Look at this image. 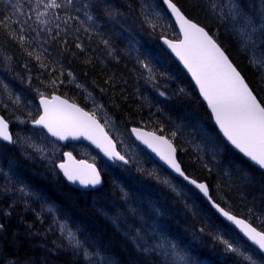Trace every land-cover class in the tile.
<instances>
[{"label": "trees", "instance_id": "1", "mask_svg": "<svg viewBox=\"0 0 264 264\" xmlns=\"http://www.w3.org/2000/svg\"><path fill=\"white\" fill-rule=\"evenodd\" d=\"M47 2L0 0V19L7 15L13 20H27L23 31L21 24L0 27V77L8 79L11 73L17 77L22 75L25 83H22L21 95L33 102L32 107H26L27 111L16 101H9L16 108L13 107L12 113L20 111L24 116L21 119H27L28 123L36 120L39 116L37 91L60 95L95 113L101 121L97 110L105 112L112 123L107 119L104 124L123 131L125 136L130 127L163 135L178 150L179 161L188 176L209 184L217 203L260 231L264 230V174L222 139L194 85L161 46L162 37L179 39L162 0H72V3L57 0L61 8H46ZM173 2L218 39L258 99L264 101V68L250 58L253 54L264 61L261 41L257 40L254 47H245L233 28L222 31L221 35L212 15L206 11L208 0ZM242 2L244 7L251 5L254 18L264 14V0ZM89 3L100 7L86 9L84 5ZM85 11L93 15L94 29L90 27L93 21L84 16ZM154 18L155 27L148 22ZM0 113L11 124L13 133L16 132L14 122L1 104ZM174 131L177 135L172 137ZM28 160L26 151L16 144H0V169L11 173V181L0 175V180L6 181L5 189L0 186V224L4 225V239L0 236V264H99L105 256L112 264H172L173 257L164 253L171 252L173 244L186 264H241L240 257L226 251L218 237L232 242L241 251L246 243L197 193L158 166L160 179L165 176L171 184L160 181L155 189H149L150 182L144 187H126L124 199L120 200L116 194L113 204L118 209L111 214L112 223L100 211L105 201L93 207L95 202L102 201L99 192L75 191L42 163ZM98 161L107 171L102 172L105 192L112 187L110 179L124 175L118 171L120 168L115 171L99 157ZM133 167L134 163L129 171ZM14 178L20 182H14ZM60 217L67 220V225L84 243L91 254L90 261L82 251L70 248L67 240L60 238ZM137 232L143 240L134 243ZM36 237L39 245L35 247L32 240ZM136 243L142 244L146 251L137 249ZM158 244H163V248L156 247Z\"/></svg>", "mask_w": 264, "mask_h": 264}, {"label": "snow or ice", "instance_id": "2", "mask_svg": "<svg viewBox=\"0 0 264 264\" xmlns=\"http://www.w3.org/2000/svg\"><path fill=\"white\" fill-rule=\"evenodd\" d=\"M68 3H72V0H68ZM163 3L175 16L184 37L178 43L167 39L164 40V43L179 57L192 74L223 136L248 159L251 166L264 172V101L258 100L254 90L233 65V62L226 55L225 50L213 34H210L198 23L193 22L173 0H163ZM44 7L61 8L62 5L57 3V0H49L44 4ZM84 7L95 10L100 5L89 3L85 4ZM213 7L216 6L213 5ZM224 7L227 8L226 18L242 22L240 35L244 38L245 47H254L257 40H260L261 47H264V14L259 19L249 15L245 11L242 0L239 3L232 0ZM13 8H15V5H13ZM16 11H19V9H16ZM75 11L78 12L80 9L75 8ZM13 14L15 15V12ZM221 14L223 15V10H221ZM84 16L88 21H93L90 27L94 29L95 20L93 15L89 11H85ZM68 19H72V17H68ZM68 19L65 20L66 24ZM148 22L155 27V18ZM9 24H21V31H23V25L27 24V20H13L11 16L4 15L0 19V27L7 28ZM88 30L85 29V31ZM19 39L22 41L24 36H19ZM104 43L107 44V41H104ZM77 47H80V45H77ZM37 59H39V56ZM253 63L255 64V61ZM144 66L148 67V65ZM260 67L264 68V61L261 62ZM148 70L151 73V69ZM52 83L55 84V81ZM161 95H164V93H161ZM40 103L43 105V114L33 122L46 128L52 136L60 140H66L69 137L72 139L84 137L91 140L98 148H101L110 161L128 163L125 156L116 150V146L96 120L95 113L85 112L83 108L78 107L76 104H69L67 100L61 99L59 96H52L49 100L41 93ZM132 131L136 132L138 138L142 139L148 147L156 152L179 177H182L184 181H188L191 185H195L205 197H208L212 207L228 221L239 226L244 236L255 245L254 248H249L245 244L244 251H241V248L234 246L232 242L223 239V237H218L225 245V250L237 254L240 257L241 264H264V230L258 231L257 228L246 223L245 220L238 219L218 203L212 201L209 195L210 185L190 179L182 170L180 163L177 162L176 148L173 147L171 140L163 135L157 136L154 133L141 134L135 128ZM176 135L175 131L171 133L172 137ZM0 138L11 143L17 142L9 134L8 123L2 117H0ZM64 155L67 157L68 162L60 163L57 167L63 171L68 181L74 184L79 182L85 187L90 185L93 188L101 184L100 173L94 165L86 164L83 161L78 164L75 163L70 152ZM6 215L8 214L6 213ZM58 227L61 237L67 240L68 246L82 251L85 259L90 261L91 254L84 247V243L77 238L76 233L67 224H60ZM3 229L4 225L0 224V231H3ZM136 240H143L139 232L134 238V243ZM135 246L139 250L146 251L140 243H136ZM156 247L163 248V244H158ZM164 254L173 257L172 264H186L184 257L176 251L174 244L171 245V252L165 250ZM99 264H112V262L102 258Z\"/></svg>", "mask_w": 264, "mask_h": 264}, {"label": "rangeland", "instance_id": "3", "mask_svg": "<svg viewBox=\"0 0 264 264\" xmlns=\"http://www.w3.org/2000/svg\"><path fill=\"white\" fill-rule=\"evenodd\" d=\"M230 2H232V0H208V2L205 4L206 11L208 10V12L212 15L213 20L216 24V29L218 31H221V32L224 30L229 31L230 29L233 28L232 30L236 31L237 35L241 38V40L243 41V44L245 45L244 38L240 35V29L242 28V22L239 20L234 21L231 18H226L227 8L224 6ZM213 5H215L216 7H213ZM244 8H245V11H247L248 14L251 15V12H252L251 5L248 4ZM221 10H223V15L221 14ZM216 16H219V17H216ZM224 18H226V20H224ZM236 33L234 35H236ZM222 34H224V32H222L221 35ZM252 56L253 58L251 56L250 58L253 59V61H255L256 63L258 62L260 65L262 62V60H260L261 58L258 59L259 57L258 56L255 57V55L253 54ZM9 63L11 62L9 61ZM8 76H9L8 79H6V77H2V76L0 77V104L3 109L6 108V111L9 114L7 115L14 122V125L16 128V132H14L15 138L17 141L16 147H19L20 149H23L26 151V155L28 156V159H30L28 161L35 162V163H42V165L45 168L49 169L52 172L57 173L55 166L62 152L61 147L58 144L54 143L53 140H51L48 136H46L44 132L36 131L32 129L29 125L31 122L28 123L27 119H21V118H24V116L20 115V111L17 112V114L12 113L13 112L12 110H14L15 107L13 106V104L12 105L9 104L8 103L9 101L11 102L16 101L17 104L21 105L22 108L32 107L33 102H31L29 98L26 99L27 100L26 101L25 97L21 95L22 93L21 86H22V83H25V80L21 78L22 75L19 76L20 79L19 77H17L15 73H11ZM27 85H28V82H27ZM40 95H41V92L35 91V96H40ZM32 110H35V108ZM27 111L29 110L27 109ZM97 111L101 113V118L103 119V123H105L107 119L109 123H112L109 115L105 114V112L103 111H100V110H97ZM106 127L107 128L109 127L108 129L109 132L116 138L117 142L120 144L121 150H123L125 153H128V155L131 157L132 162L134 163V167L130 171L123 170L121 169L122 167L118 169L120 173H122L123 171L124 176L114 177L113 180L110 179L111 181L110 185H112V187H109L108 189H106L105 192L104 191L99 192L98 194L102 202L105 201L106 204L110 202V213H109L110 216L108 214L107 217L108 219H110L109 221L113 223V221L111 220V214L115 210L118 209L115 206V204H113V202L118 197L116 195L117 193L119 194L118 198L122 200L124 199L123 195H126L125 192L128 186L129 188H131L130 186L138 187L140 185L144 187L146 182H150L148 183L149 189H155L156 187H158V185L160 186V181L161 182L163 181L167 184H171L172 181L165 176L163 180L160 179L162 177L160 176L159 171H157L156 169L157 165L152 164V162L147 158V156L142 152V150L139 147H137L136 145H131L129 141V137H128L129 134L125 136L126 134L123 133V131L118 130L116 127L110 124L108 125V123H106ZM70 149L72 152L76 153L77 157H82L84 159H87L90 162H94L97 164L99 163L97 155L93 153L91 150H89L86 146H83V145L72 146L70 147ZM46 164L52 166L53 169L47 166ZM23 169L25 170V168ZM102 170L104 173L107 172L105 167H102ZM127 173L129 174L133 173L134 175L131 177H128ZM1 174H3L5 178L9 179L11 173L5 172V171L2 172V170L0 169V175ZM141 175H144V177H141ZM133 177H136V178H133ZM120 179L123 180L124 185H121ZM14 181L20 182L16 178H14ZM5 182L0 180V186H2L4 189L6 188V186L4 185ZM130 196L132 197L131 194ZM27 197H28V194L25 195L23 198H27ZM0 199H1V196H0ZM1 207L2 205H0V208Z\"/></svg>", "mask_w": 264, "mask_h": 264}, {"label": "water", "instance_id": "4", "mask_svg": "<svg viewBox=\"0 0 264 264\" xmlns=\"http://www.w3.org/2000/svg\"><path fill=\"white\" fill-rule=\"evenodd\" d=\"M163 5H164V7H165V9H166V11H167V13L169 14V16L171 17V19L173 20V22H174V24H175V26L177 27V30H178V32H179V34H180V38H181V40H183L184 39V37H183V33L181 32V30H180V26H179V23L176 21V18H175V16L171 13V10L170 9H168L167 8V5L166 4H164L163 3ZM176 43H178V42H176ZM167 49H168V51H169V54L174 58V60L180 65V67L184 70V72L187 74V76L190 78V80L192 81V83L194 84V86H195V88L197 89V92L199 93V95H200V97H201V99H202V101H203V103L207 106V108H208V110H209V112H210V114H211V116H212V118H213V122H214V125H215V127L217 128V130L221 133V135H222V137H223V139L227 142V144L237 153V154H239L241 157H243L247 162H249L248 161V159L246 158V157H244L243 156V154L242 153H240L239 152V150H237V149H235L234 148V146H232L231 144H230V142H228L227 141V139L223 136V133H222V131L220 130V128H219V126L216 124V122H215V118H214V116H213V114H212V112H211V109L209 108V106H208V104H207V101L203 98V96H202V94L200 93V90H199V86L196 84V82H195V80H194V78L192 77V74L188 71V69L184 66V64H183V62L179 59V57H177L176 55H175V53L168 47V45H167ZM226 53V52H225ZM227 55V54H226ZM234 65V64H233ZM235 66V65H234ZM238 70V69H237ZM62 99V98H61ZM69 103V102H68ZM39 104L41 105V103H40V101H39ZM69 104H73V103H69ZM79 107V106H78ZM40 110H41V114L40 115H42L43 114V105H41V107H40ZM86 112V111H85ZM98 123L100 124V122L98 121ZM101 125V124H100ZM102 126V125H101ZM31 127L33 128V129H35V130H43L49 137H51L52 139H54L55 141H57V142H59L60 144H62V145H66L67 143H79V142H83V143H85L86 145H88L89 147H91L92 149H94L95 151H97L99 154H101L103 157H104V159L110 164V165H112L113 167L115 166V162H113V161H110L109 159H108V157L104 154V152L102 151V149L101 148H98L95 144H93L92 143V141L91 140H88V139H86V138H84V137H79V138H77V139H72L71 137H69L68 139H66V140H60V139H58L57 137H55V136H52L51 135V133H49L48 132V130L46 129V128H44L43 126H41V125H37V124H35V123H32L31 124ZM104 129V128H103ZM134 128H131L130 129V133H131V135H132V137H133V139L136 141V142H138L145 150H147L148 151V153L150 154V156L158 163V164H160V166H162L163 168H165L169 173H171L175 178H177V179H179V180H181L182 182H184L187 186H189L190 188H192V189H194L196 192H198L203 198H204V200L210 205V207L215 211V213L225 222V223H227L229 226H231L236 232H238V234L248 243V244H250L252 247H255V245H253L252 243H251V241H249L248 239H247V237L246 236H244V234H243V232L241 231V229H240V227L239 226H237V225H235L233 222H231V221H228L224 216H222V214H220L214 207H212V203H211V201H209V199H208V197H205L204 195H203V193H201L200 192V190L199 189H197L196 187H195V185H191L190 183H188V181H184L183 180V178L182 177H179V175L178 174H176L161 158H160V156L159 155H157V153L156 152H154L150 147H148V145L147 144H145L144 142H143V140L142 139H140V138H138V134L136 133V132H133L132 130H133ZM135 129H138L139 131H140V133L141 134H144V133H152V132H148V131H146V130H141V129H139V128H135ZM105 131V130H104ZM8 132H9V134H10V125L8 124ZM106 132V131H105ZM107 133V132H106ZM156 135V134H155ZM109 136V135H108ZM158 136V135H157ZM109 138L112 140V142H113V144L116 146V143L113 141V139L109 136ZM147 138V137H146ZM1 139V141L3 142V143H8V144H10L11 142H9V141H6V140H3L2 138H0ZM173 145V144H172ZM174 147V146H173ZM116 150H117V146H116ZM118 151V150H117ZM65 153H68V152H65ZM64 153V154H65ZM62 155V157H63V160L61 161V162H59L58 164H60V163H67L68 161H67V157L65 156V155ZM177 155H178V153H177V150H176V158H177ZM72 157H73V161L75 162V163H79L80 161H78L73 155H72ZM83 162H85V161H83ZM117 162H119V163H124L123 161H117ZM177 162L179 163V161H178V158H177ZM86 164H89V163H87V162H85ZM250 163V162H249ZM57 164V165H58ZM125 164V163H124ZM128 164V163H127ZM126 164V165H127ZM91 165H93V164H91ZM95 166V165H94ZM57 167V166H56ZM95 168H96V170L99 172V170H98V168L95 166ZM182 168V167H181ZM256 168V167H255ZM183 170V169H182ZM57 171L62 175V178L64 179V181L66 182V184L68 185V186H70V187H72V188H74V189H76V190H78V191H82V192H93V191H96L97 189H100V188H102L103 187V185H104V182H103V180H102V177H101V175H100V177H101V184H99V185H97L95 188H93L92 186H87V187H85L84 185H81V184H79V182H77V183H72V182H70V181H68V179L64 176V174H63V171L61 170V169H59V167H57ZM100 173V172H99ZM264 173V172H263ZM191 179V178H190ZM209 195H210V193H209ZM213 201V200H212ZM238 218V217H237ZM238 219H241V218H238ZM246 222V221H245ZM246 223H248V222H246Z\"/></svg>", "mask_w": 264, "mask_h": 264}, {"label": "bare ground", "instance_id": "5", "mask_svg": "<svg viewBox=\"0 0 264 264\" xmlns=\"http://www.w3.org/2000/svg\"><path fill=\"white\" fill-rule=\"evenodd\" d=\"M257 4V3H256ZM253 5H255V3L253 4ZM257 5H259V4H257ZM263 5V4H262ZM264 6V5H263ZM258 8H259V6H258ZM257 8V9H258ZM259 12H261L260 10H258ZM263 11V10H262ZM258 14V13H257ZM261 14H263V13H261ZM255 16H256V14H255ZM261 17V15H257V17H255L256 19L257 18H260ZM193 22H195V21H193ZM177 28V27H176ZM206 30V29H205ZM165 39H167V40H170V41H173V42H179V41H181V38L179 37V39H176V40H173V39H170V38H167V37H162L161 39H160V44H161V46L167 51V53L169 54V51H168V49H167V44H165L164 43V40ZM170 55V54H169ZM173 58V57H172ZM174 59V58H173ZM175 61V60H174ZM241 73V72H240ZM241 75H242V73H241ZM243 76V75H242ZM244 77V76H243ZM245 81H246V79H245ZM247 82V81H246ZM248 83V82H247ZM250 86V85H249ZM42 93V92H41ZM42 94H44V93H42ZM44 97H46V98H48L49 100L51 99V97L52 96H59V97H61L62 99H64V100H67L69 103H72L71 101H69L68 99H66V98H64V97H62V96H60V95H57V94H52V95H48V94H44L43 95ZM40 99H41V95L40 96H37V101H36V104L38 105V107H41V105L39 104V101H40ZM0 117H2L7 123H9L6 119H5V117L0 113ZM33 122V121H32ZM214 123V122H213ZM215 126V125H214ZM104 129H109V128H107L106 127V125L104 124V126H102ZM217 129V128H216ZM218 131V130H217ZM219 132V131H218ZM152 133H154V134H156V135H158V136H160V134H158V133H155V132H152ZM219 134H220V136L222 137V135H221V133L219 132ZM10 135L12 136V138H13V140H15L16 141V138H15V134L13 133V129L11 128L10 129ZM130 137H131V140H132V144L131 145H136L137 147H139L141 150H142V152L147 156V158L152 162V164H154V163H156V161H152V159L150 158V154L148 153V151L147 150H145L138 142H136L134 139H133V137H132V135H130ZM165 137V136H164ZM165 138H167V137H165ZM168 139V138H167ZM222 139H223V137H222ZM224 140V139H223ZM225 141V140H224ZM226 142V141H225ZM227 143V142H226ZM0 144H2V145H7V146H13V145H15L16 143H10V144H8V143H3L2 141H1V139H0ZM80 145H83V146H86L89 150H91L93 153H95L96 155H97V157H99L106 165H109V166H112V165H110L105 159H104V157L101 155V154H99L97 151H95L94 149H92L91 147H89L88 145H86L85 143H83V142H79V143H67L66 145H64V146H66V147H72V146H80ZM228 145V144H227ZM229 146V145H228ZM230 147V146H229ZM70 153H72V155L75 157V155H76V153H74V152H70ZM124 156H125V158H126V160L128 161V164L126 165V164H124V163H119V162H117V161H115V168L117 169V168H121V169H123V168H127V170H129L131 167H132V160H131V157L128 155V153H125L123 150H122V152H121ZM186 174V173H185ZM187 175V174H186ZM190 177V176H189ZM191 178V177H190ZM192 179V178H191ZM9 180L11 181V178L9 177ZM15 182V181H14ZM13 182V183H14ZM18 184V183H17ZM103 188H104V186H103ZM28 189V188H27ZM27 192V191H26ZM25 194V193H24ZM102 204H105V203H103L102 201L101 202H97L96 204H94L93 205V207L95 206V207H98V206H101ZM96 209V208H95ZM104 211V212H102L103 213V215L104 216H107L109 213H110V202L109 203H107V204H105V205H103L102 207H101V209H100V211ZM99 213V212H98ZM102 215V214H101ZM103 218H105V217H103ZM60 224H67V220L64 218V217H60V218H58V225H60ZM0 236L1 237H3V232L2 231H0ZM60 238H62V237H60ZM3 239H4V237H3ZM32 241H34V245H35V247L37 246V245H39V240H38V238L36 237V239H34V240H32ZM57 242L59 241V239L57 238V240H56ZM32 245V244H31ZM31 247H33V245L31 246ZM30 249H32V248H30ZM33 252V251H32ZM56 252V251H55ZM58 253V252H57ZM63 254V253H62ZM2 255H4V253H2ZM12 256H15L14 254L12 255ZM61 256V255H60ZM62 257V256H61ZM110 257V256H109ZM95 258H93V260H94ZM105 259H107V260H109V258H108V256L106 257L105 256ZM96 260V259H95ZM13 262H15V260H12ZM24 261V260H23ZM86 261V260H85ZM38 262V261H37Z\"/></svg>", "mask_w": 264, "mask_h": 264}]
</instances>
